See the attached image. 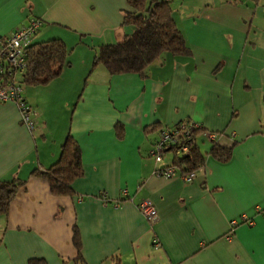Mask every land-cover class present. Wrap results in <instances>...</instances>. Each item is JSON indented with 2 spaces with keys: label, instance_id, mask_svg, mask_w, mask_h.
Wrapping results in <instances>:
<instances>
[{
  "label": "crops",
  "instance_id": "crops-1",
  "mask_svg": "<svg viewBox=\"0 0 264 264\" xmlns=\"http://www.w3.org/2000/svg\"><path fill=\"white\" fill-rule=\"evenodd\" d=\"M171 7L188 54H164L142 77L92 67L100 46L133 32L126 0H0V39L39 19L30 45L59 39L69 51L57 79L23 88L31 132L0 104V181H23L0 216V264H79L74 228L82 264H264V0ZM185 121L201 128L203 167L191 182L155 176L175 159L149 156L159 132ZM68 135L84 174L72 196H54L30 174L56 163ZM212 143L233 147L228 163L207 155Z\"/></svg>",
  "mask_w": 264,
  "mask_h": 264
},
{
  "label": "trees",
  "instance_id": "trees-1",
  "mask_svg": "<svg viewBox=\"0 0 264 264\" xmlns=\"http://www.w3.org/2000/svg\"><path fill=\"white\" fill-rule=\"evenodd\" d=\"M130 12L124 14V25L133 26L129 35H124L114 44L102 45L92 61V67L102 65L110 75L127 73L144 77L148 68L162 55L183 56L188 54L184 37L177 28L172 16V0H126ZM26 69L21 76L22 86L46 85L57 79L64 66L68 65L69 51L59 39L29 45L26 48ZM159 126H152L156 131ZM118 139H122L124 130L115 126ZM150 130V129H146ZM201 128L194 131L192 144L187 154L172 161L178 172L191 174L204 165L205 156L196 143ZM214 142V141H213ZM221 164L228 163L233 155V147H223L212 143L207 154ZM84 174L81 150L78 143L68 135L62 146L58 160L45 170L35 169L32 177L48 183L54 196H72L73 183ZM23 181L14 178L0 181V216H5L9 206ZM73 245L77 251L74 263L82 264L81 240L76 228L73 229ZM28 264H46L42 259H31ZM119 264V262H117Z\"/></svg>",
  "mask_w": 264,
  "mask_h": 264
},
{
  "label": "built area",
  "instance_id": "built-area-1",
  "mask_svg": "<svg viewBox=\"0 0 264 264\" xmlns=\"http://www.w3.org/2000/svg\"><path fill=\"white\" fill-rule=\"evenodd\" d=\"M41 26V20L32 19L27 25L15 29L9 36L0 39V104H14L19 113L20 123L30 132L35 125L34 114L23 98V86L20 80L26 69L25 50ZM199 128L198 124L185 121L172 128L161 130L149 151V156L156 165H159L162 164L167 153H171L174 158L187 154L194 131ZM207 138L214 141L216 136L207 133ZM154 175L161 178L178 175L184 182H191L195 174L179 173L177 168L170 164L157 167ZM122 193L126 194L125 191ZM101 198L104 204H108L104 195ZM136 208L150 222L155 221V210L150 203L142 201Z\"/></svg>",
  "mask_w": 264,
  "mask_h": 264
},
{
  "label": "rangeland",
  "instance_id": "rangeland-1",
  "mask_svg": "<svg viewBox=\"0 0 264 264\" xmlns=\"http://www.w3.org/2000/svg\"><path fill=\"white\" fill-rule=\"evenodd\" d=\"M27 87H28V86H25V85L23 86L24 89H26Z\"/></svg>",
  "mask_w": 264,
  "mask_h": 264
}]
</instances>
